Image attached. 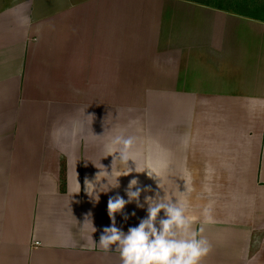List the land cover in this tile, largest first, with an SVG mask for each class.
I'll list each match as a JSON object with an SVG mask.
<instances>
[{
	"label": "crops",
	"instance_id": "crops-1",
	"mask_svg": "<svg viewBox=\"0 0 264 264\" xmlns=\"http://www.w3.org/2000/svg\"><path fill=\"white\" fill-rule=\"evenodd\" d=\"M117 135L134 162L109 154ZM100 163L126 175L93 201ZM133 178L141 203H183L201 264H264V21L196 0H0V264H120L90 245Z\"/></svg>",
	"mask_w": 264,
	"mask_h": 264
},
{
	"label": "clouds",
	"instance_id": "clouds-1",
	"mask_svg": "<svg viewBox=\"0 0 264 264\" xmlns=\"http://www.w3.org/2000/svg\"><path fill=\"white\" fill-rule=\"evenodd\" d=\"M108 143L109 154L117 153L121 164H126L128 160L134 162L131 151L133 137L117 135L110 138ZM100 165L101 167L94 165L99 169L94 182H86V191L93 201H98L99 193L108 192L111 188L117 187L118 177L125 174L117 169L114 172L112 165L111 171L101 163ZM131 169L135 171V166ZM136 185L135 178L129 181L126 190L127 199L119 195L109 198L107 210L111 224L103 229L99 242L92 240L90 246L98 245L105 252H117L120 264H201L202 258L211 250V244L207 237L201 234L202 229H195L186 219L183 203L165 194L161 196L159 193L152 196L145 195L141 203L142 190L135 187ZM131 202H135L139 208L147 205V215L125 232L116 226L115 215ZM161 211L163 216L158 219ZM90 222L92 232L96 231L91 219Z\"/></svg>",
	"mask_w": 264,
	"mask_h": 264
},
{
	"label": "rangeland",
	"instance_id": "rangeland-1",
	"mask_svg": "<svg viewBox=\"0 0 264 264\" xmlns=\"http://www.w3.org/2000/svg\"><path fill=\"white\" fill-rule=\"evenodd\" d=\"M214 7L264 19V0H196Z\"/></svg>",
	"mask_w": 264,
	"mask_h": 264
},
{
	"label": "trees",
	"instance_id": "trees-1",
	"mask_svg": "<svg viewBox=\"0 0 264 264\" xmlns=\"http://www.w3.org/2000/svg\"><path fill=\"white\" fill-rule=\"evenodd\" d=\"M199 3H201V2H199ZM201 4L209 5V4H205V3H201ZM210 6H211V5H210ZM213 7H214V6H213ZM216 8H218V9H223V8H219V7H216ZM243 15H246V14H243ZM247 16H249V15H247ZM250 17L255 18V19H259V18H256V17L252 16V15H250ZM260 20L264 21V19H262V18H261Z\"/></svg>",
	"mask_w": 264,
	"mask_h": 264
}]
</instances>
